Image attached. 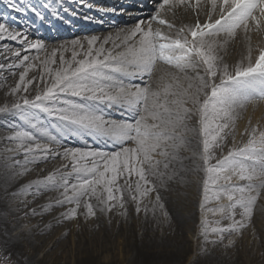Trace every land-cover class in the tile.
Wrapping results in <instances>:
<instances>
[{
	"label": "snow or ice",
	"instance_id": "1",
	"mask_svg": "<svg viewBox=\"0 0 264 264\" xmlns=\"http://www.w3.org/2000/svg\"><path fill=\"white\" fill-rule=\"evenodd\" d=\"M186 2L187 0H163L161 7ZM217 4L220 10L218 19L213 21L209 15L204 24L197 22L195 26L186 25L178 30L175 39L160 29H153L151 22L147 27L142 22L137 23L123 32L122 39L117 35L116 39L121 43L114 42L111 49L104 47L111 37H106L99 47H96L98 38L90 37L87 39L88 49L83 59H77L78 54L73 51L72 61L67 62L65 67L61 56V68L51 75L52 82L43 92H38L31 99L27 96L18 97L12 104L0 106V113H11L23 122L10 123V132L4 137L13 145L6 151L12 153L13 157L23 154V160L13 159L9 166L19 169L13 173L14 176L24 175L31 171L29 165L46 161L50 157L60 156L72 164L71 172L54 169L48 175L33 179L9 193L11 197L19 198L17 202L25 208L29 196L35 199L46 192L58 193L55 198L40 205L39 211L36 208L23 211L24 217H42L56 208L71 205L53 217L54 223L59 225L80 215L82 201L84 214L93 217L96 215L90 202L93 197L103 205L101 211H111L117 204L123 208V189L117 184V180L124 173H135L139 178L135 186L136 195L132 197L137 201L136 210L139 212V198L154 190L147 178L149 174H157L153 169L160 162L154 160V154L168 157L169 149L174 153L183 142L184 120L191 111L186 105L188 99H191L193 104L198 105L205 166L200 207L202 212L213 215L219 213L229 221L228 224L221 225L220 220L210 222L204 215L200 221L199 233L205 243L213 244L222 243L226 233L242 235L253 216L257 198L261 190H264V130L252 127L243 146L229 150L215 164L211 160L213 149L220 146L225 138V131L234 125L237 108L244 107L252 99H264V47L259 49L254 63L249 57L247 65L237 64L233 72L226 64L218 66L215 54L218 42L207 38L220 33L234 38L239 29H243L246 34L253 29L264 30V0H212L213 10ZM8 6L16 11H24L13 0H9ZM196 6H199V0H196ZM32 10L37 16H41L37 9ZM151 20L173 27L159 17V12ZM5 38L21 43L27 41L25 33L10 30L6 23L0 22V40ZM79 43L72 42L73 45ZM226 43L227 40L219 43V46L223 47ZM28 47L40 50L44 45L37 40ZM120 47H123L122 51L113 50ZM13 55L18 57L20 53L15 52ZM194 58L206 66L208 77L207 80L198 78L194 92L191 82L187 88H181L178 92L172 91V84H165L156 90L147 81L143 86L125 84V79L139 77L143 80L146 76L151 77L158 61L184 71L195 67ZM28 60L29 57L25 55L19 63L9 64L7 67H20ZM54 62L46 60L44 63ZM4 67L5 65L0 64V68ZM31 67L33 65L26 67L20 74L19 82L10 90L12 95H17L22 85L27 91L24 81ZM48 72L52 73V69L49 68ZM217 76L219 83L215 82ZM173 81L179 85V79L174 75ZM27 83L31 84L32 81ZM201 93L204 96L202 101ZM111 110L121 111L128 119L117 121L107 118ZM40 114L54 118L56 122L47 124ZM65 133L81 138L91 136L98 142H111L113 146L119 147L112 152L81 148H64L60 152L51 147L52 144H59ZM129 141L133 146H124ZM89 159L91 166L81 163ZM172 159H176L174 154ZM62 167L66 168L67 165ZM164 167L167 168L168 165L165 164ZM73 174L76 182L70 183L68 177ZM159 175L163 178L164 173ZM233 177L247 183L234 184ZM221 180L225 183L221 184ZM98 189H102L99 195ZM103 194H106V198ZM222 197L226 198L227 203L220 202ZM210 198L217 202L215 208H206ZM156 202L162 210L164 205L160 203L159 195L156 196ZM164 216L167 218V213ZM38 227L39 225L24 224L21 229L31 233ZM50 227L52 223L45 225V228ZM210 234L217 239H210ZM234 242L230 239L228 245Z\"/></svg>",
	"mask_w": 264,
	"mask_h": 264
},
{
	"label": "bare ground",
	"instance_id": "2",
	"mask_svg": "<svg viewBox=\"0 0 264 264\" xmlns=\"http://www.w3.org/2000/svg\"><path fill=\"white\" fill-rule=\"evenodd\" d=\"M49 1L52 2L53 8L57 9L56 2H61L62 0ZM65 1L74 2L75 0ZM86 1L93 3V1L96 0ZM103 1L106 0H100L99 2L103 3ZM2 2H5V0H0V4ZM37 2L39 1L32 0L34 8L39 10L40 6H38L39 3ZM162 2L163 0H160L159 2L154 0L152 4L149 5L150 7L144 5V7L142 6L143 8H138L141 5L136 2H131L132 5L136 6V12H125V14L128 16H123L119 19H115L114 17L110 16L108 17V20H106V23L96 28L92 27L90 29L88 27L89 29H85L86 25L80 24L76 31L66 33L62 35V38L60 39L58 38L61 36H56L54 37L55 39L53 38V40H43L41 38H36L37 36L44 35L45 33L49 35L46 32L47 30L44 28H39V30H34L33 32L31 31L32 35L34 36L33 42L39 40L42 42L44 47L40 50L29 49L28 47L25 54L24 49L15 46L16 44L21 43L20 41L12 42L7 38L0 40V64L5 65L4 68H0V106H3L4 104H12L17 100L18 97L27 96L29 99H31L38 92H43L44 88L47 85H50L52 82L51 75L54 74L56 70L61 68V56L65 61V64L63 65L65 67L67 66V62L72 61L73 51L78 54L77 59H83L88 49L87 39L90 37L95 36L98 38L96 47H99V44L103 42L106 37H111V39L108 40V43L104 45L105 49H111L113 48L114 42L116 44L121 43L120 40L116 39L117 35H120L122 39L123 32L133 28L137 23L142 22V25L147 27L149 22H151L153 29H157V27L150 20L153 15L157 14V12H160V10L163 8L161 7ZM1 8L2 7H0V22L6 23L10 30L21 31L28 35L29 30L27 29L28 23L26 19L32 18L30 13H27L26 17H21L20 15H14L8 10L3 9L4 6L2 9ZM165 8L169 9L171 13H175L174 15L177 14V10H180L181 17L178 14V17L180 18H173V20L176 19L175 21L178 28H182L186 25L195 26L197 22L204 24L208 21L209 15H211V19L214 21L215 19H218L220 15L218 4L215 10H213L212 0H199V6H196V0H187V2L184 4L170 3L166 5ZM135 14H137L140 19H137L138 17L135 18ZM170 15L174 16L173 14H169L168 17H170ZM161 19L170 22L166 17H161ZM72 33L73 35L76 33L81 35L70 36L69 34ZM189 39H191L190 35ZM207 39L218 42V45L215 49V54L218 57V66L222 67L226 64L229 67V70L234 72V68L237 64L242 63L247 65L249 62V57H251L252 63L255 62L256 57L259 55V49L264 47V30L257 31L253 29L246 34L243 29H239L237 30L234 38H229L224 33H220L216 36L208 37ZM225 40H227V43L224 44L223 47H220L219 43H222ZM73 41H79L80 43L73 45ZM81 45L83 47H81ZM54 50L55 55H53ZM121 50H123V47H120L118 51ZM15 52H19L20 56H14L13 53ZM25 55L29 57V60L26 61L22 66L13 68L7 67L9 64L19 63V61ZM46 60H54L55 62L45 64L44 62ZM29 65H33V67L29 68L25 76L24 83L27 84V91L24 90L22 85L17 95H12L10 91L11 88L16 86V84L19 82L20 74L24 72V69ZM200 67L207 75L206 66L201 63ZM49 68L52 69V73L48 72ZM161 68L164 69L161 70ZM168 71L173 74H168ZM185 71H188L187 74H183L184 71L180 70H177L175 73L173 69L167 68L165 64L157 62L151 77L146 76L143 80L139 77L125 79V84H139L143 86L145 81H147L153 90H156L165 84H172V91L178 92L181 90V88H187L189 82H191L193 84L192 91L194 92L195 85L199 82L198 78L195 77L198 71L194 67L187 68ZM200 74L203 73L200 72ZM173 75L179 79V85L173 81ZM28 81H32V83L28 84ZM216 81L219 82V76L215 78V82ZM68 98L79 100V98L74 97ZM203 98L204 96L201 93L200 100L202 101ZM186 106L190 108L191 111L194 110L196 115V124L193 126L191 123H188L186 120H184L185 132L183 133L188 134L189 138H184L180 147L174 153L173 150L169 149L170 155L168 157H161L158 155V157L154 159L160 162L156 168L153 169V171H156L157 174H149L147 177L151 181L150 186H154V190L149 192L147 196L139 198L140 211L138 212L136 210L137 201L132 198L133 195H136L135 186L139 178L135 173H132L131 175L124 173L117 180V184L123 189L122 203L124 207L121 208L119 204H117L111 209V211H101L100 209L103 207V205L99 203V200L96 197H93L91 198L90 202L94 207L96 215L93 217H87L84 214L85 209L83 208L82 201L81 208L79 209L80 215L74 219L83 221L84 225H81V230L85 229L87 230V234H92L95 227L98 226L97 228H100L103 225L105 226V224H108V222H113V220H119L120 222H123V224L128 225L132 223V214H137L141 220L142 228L146 232H151V235H156L158 232H164L165 230L169 229V226H172V224L177 225L180 222L187 224L193 219V207L195 206V201L187 200L186 198L185 200H179L175 198L173 194V192L180 189H186V186L190 184L189 181H191V178L195 176L200 178V185L196 186L194 184L195 192H199V190H201L202 178L205 175L203 159H201V155L198 154L200 149L199 146H202L199 112L197 110L198 105L193 104L191 99H188ZM115 111L121 115V119H128L126 114L122 113L121 111ZM110 114L112 115L114 112H110ZM40 115L47 124L56 122L54 118H49L45 114ZM248 115H250V119L249 122H246V117ZM13 121H15L17 124H23V122L20 121L18 117L11 113H0V241L2 242L3 240L5 242L8 241V243H14L19 247L21 246V248L22 246L29 247L30 244H32L34 245V250L42 251L44 249L46 250L47 248L46 251H48V248L55 244L53 238L56 236V234L65 231L71 225V223L63 222L62 225L54 227L55 223L53 221V217L57 216L60 212L64 211L65 208L70 207L71 205H66L62 209L56 208L50 214H46L42 217L39 215L35 217H24L22 215L23 211H28L30 208H36L37 211H39L40 205L48 202L51 198H55L58 193L55 191L46 192L41 197L35 199L29 196L27 198L28 204L26 208L23 204L17 202L19 198H13L9 195V193L16 191L22 185L27 184L33 179L44 177L54 169H58L59 166L57 165V161L60 160V165L68 164L71 161L65 160L60 156H58L59 158L55 157L57 159L50 157L46 161L29 165L28 167L31 169V171L25 173L24 175L14 176L13 173L19 171V169L9 166L12 164L13 159L23 160V154L15 155L13 157L12 153L6 151V149L13 147L12 144L4 139V137H6L10 132L8 125ZM254 126L259 130H264V104L260 103L259 101H252V104L244 111H237V119L235 120L234 125L225 131V138L221 142L220 146L213 149L211 163H213L214 156L218 154L221 148L231 142L233 138H237V136H235L236 134H241V131H243V134L248 136V132ZM43 142L47 143L48 141ZM93 145H98L102 148L105 147L104 149L101 148L99 150L107 152H111V149L107 150V147L115 148V150H118L119 147L113 146L111 142L105 143L102 140L98 142L96 138L91 136H85L81 138L79 136L69 135L68 133H65L61 137V142L59 144H52L51 147L55 149L57 148L56 150L63 152L64 148H81L84 150H89L91 149L89 146ZM124 146L131 147L133 145H130L129 142H127ZM82 147L89 148L87 149ZM173 154L176 156V159L174 160L172 159ZM81 163H87L89 166H91V159L88 161H82ZM165 164L168 165L167 168L164 167ZM145 167L147 168L148 166L145 165ZM159 173H164L163 178H161ZM68 180L70 183H75V174L69 176ZM101 193L102 189H98V195ZM157 195L160 196V203L164 205L162 210L157 205ZM103 196L106 198V194H103ZM183 210L186 212L184 213ZM189 210L192 212L191 214L187 213ZM164 213H167V218H165ZM252 219L254 220L253 222H255V224L258 223L259 225L257 229H253V225H251L249 231H247L248 233L246 232L245 234L247 243L246 246L252 248L251 251H253L249 256L245 258L241 257L239 259L236 251L227 250L229 240L226 239L223 240L221 244H214L210 250L206 249L207 244L206 246L203 245L202 249H200V253H203V262L205 264H257L260 260L264 259V248L262 249L260 247V244H262V242L264 243V200H261V204L258 205L253 211ZM49 223H52V227L45 228V225ZM24 224L39 225V227L34 228L31 233H28L21 229V226ZM14 229H18V231L14 233ZM49 243L50 247H48ZM155 243L160 244L161 240L158 238L154 244ZM57 244L58 247L61 245V243ZM202 244H204L203 241ZM132 260V264H150L155 261L152 260V258H146L138 254H134ZM87 262L88 264H94V261L92 260H88Z\"/></svg>",
	"mask_w": 264,
	"mask_h": 264
},
{
	"label": "rangeland",
	"instance_id": "3",
	"mask_svg": "<svg viewBox=\"0 0 264 264\" xmlns=\"http://www.w3.org/2000/svg\"><path fill=\"white\" fill-rule=\"evenodd\" d=\"M37 1H39L37 2L39 3L38 6H40L38 11L41 13V16H37L36 13L32 10L34 8L32 0H13V2L18 7L23 8L24 11H16L15 8L9 7L8 6L9 0H5V2H2L0 4V7L3 8L4 6L3 9L8 10L14 15H20L21 17L22 16L26 17V14L30 13V16L32 18L26 19L28 23L27 29L29 30L37 27L39 23L42 26L43 24L51 25L50 20L53 19V18L51 19V17L54 15L53 13H55V16H58L66 8H72V7L78 8L81 5L79 2L80 0H75L74 2L73 1L67 2L65 0H62L61 2L59 1L56 2L57 9H55L52 6V2H50L49 0L48 1L37 0ZM45 5H47V7H45ZM165 6L166 5H163V8L160 12L162 14L161 16L164 15L168 17L169 14H173V15L175 14V13H171V11L165 8ZM176 13L177 14L174 16L170 15L171 18L169 17L168 19L175 26L171 28L165 26V29L167 30L165 34L167 33L166 35L172 38L177 37L178 30L181 28V27L178 28L175 21L177 18L181 17L180 10H177ZM178 14L180 17H178ZM173 18L176 19L173 20ZM137 19H140V17H138ZM37 20H39L38 23H36ZM155 24L159 26L162 25L159 24V22H156ZM29 31H28V35H26L27 41L22 44L18 43L15 45L18 48L24 49L25 51L24 54L26 53V49H28V45L32 43L34 40L33 38L34 36L30 34ZM69 35L77 36L81 34L76 33L73 35L72 33ZM53 38L50 39L53 40ZM60 38H62V36L59 37L58 39ZM43 40L46 39L43 38ZM118 50L119 48L115 49L114 51H118ZM194 64H195L194 68L198 71L195 77L197 78L203 77L205 80H207L208 79L207 75L205 74L204 70L200 67L201 62L194 58ZM165 66L169 69H173L175 73L178 70L177 68L168 65L166 63ZM163 69L161 68V70ZM187 72L188 71L184 70L183 74H187ZM200 72H202L203 74H200ZM168 74H173V73L168 71ZM252 101H259L260 103L264 104V99L255 98L247 102L244 105V107L237 108V111L239 110L244 111L252 104ZM112 111L116 112L115 110ZM110 116L112 117L109 116L108 117L117 121L123 120L121 119V117H116L113 115ZM195 117L196 115L193 110L187 114L185 120L194 126L196 124ZM249 119H250V115L246 117L247 120L246 122H249ZM235 136H237L236 139L233 138L231 142H229L226 146L221 148L218 154L214 156L213 159L214 161L212 164H215L216 160L222 158L224 155H227L229 150L243 146V144H245L249 138L247 135L243 134V131H241V134H236ZM183 137L189 138V135L183 133ZM129 144L132 145V142L129 141ZM89 147L93 150L102 148L99 147L98 145L95 146L93 145ZM89 147H82V148L88 149ZM199 148L200 149L198 151V154L201 155V159H202L203 146H199ZM107 150H110L111 152L116 151L115 148L112 147L109 148L107 147ZM157 157L158 155L154 154V159H156ZM57 158L59 157L57 156ZM59 161H57V165L59 166L58 168L61 169V171H72L71 162L65 164L67 165V167L63 168L62 167L63 165H60ZM204 179H205V175L202 178L201 190H199V192H195L194 189V184L196 186L200 185L199 183L200 178H197V176L191 178V181H189L190 184L186 186L187 187L186 189L184 190L180 189L178 191L173 192L175 198L179 200L180 199L185 200L186 198L187 200L195 201L194 203L195 206L193 207L194 217L187 224L183 222H180L177 225L172 224V226H169V229L165 230L164 232H158V234L156 235H151V232H146L142 228L141 220L139 219L138 215L132 214L131 224L125 225L123 224V222H120L119 220H115V221L113 220V222H108V224H105V226L102 224L103 226L100 228H97L98 226L95 227V229H93L92 234L90 233L87 234V230L85 229L81 230L82 227L81 225H84L82 220L77 219L72 221H65L71 223L70 227H68L63 232H59L56 234V236L53 238L55 244L50 247V243H49L48 247L50 248H48V251H46L47 248L46 250L44 249L42 251L34 250V245L32 244H30L29 247L22 246L21 248V246L19 247L14 243H8V241L5 242L3 240L2 242L0 241V264H88L87 262L88 260L94 261V264H132L133 261L132 257H134V254L142 255L143 257L146 258L148 257V258H152V260H155L150 264H205L202 260L203 253H200V249H202L203 245L206 246L207 244L206 249L210 250L212 249L211 247L214 244L205 243L204 238L199 233L200 221L202 216L206 215L210 222L215 220H220L221 225H226L229 223V221L226 218H222L219 215V213L213 215L210 212H202L200 204L203 199ZM220 183L224 184L225 181L221 180ZM233 183L243 185L246 184L247 181H239L235 177H233ZM261 200H264V190H261L260 195L257 198V202L254 205L253 211L256 209L258 205L261 204ZM220 202L227 203L226 198L222 197ZM65 206L66 205H64L63 207ZM216 206H217V202L214 199L210 198L209 202L206 205V208H215ZM63 207L60 208L62 209ZM185 212L186 211H184V213ZM187 213L191 214L192 212L189 210ZM237 218L239 217L237 216ZM253 221L254 220L251 218L248 227L242 231V235L238 236L236 233L224 234V240L232 239L235 241L232 245L227 246V250L236 251V254L239 259L241 257L245 258L253 252L251 251L252 248L246 246L247 243L245 239L246 237L245 234L247 231H249L251 225H253V229L258 228L259 224L258 223L255 224V222ZM59 225L54 224V227ZM17 231L18 229L13 230L14 233H16ZM158 238L161 240V243L154 244V242H156V239ZM210 239H217V237L210 234ZM202 241L204 242V244H202ZM57 243H61V245L58 247ZM215 244H221V243H215ZM260 245H261L260 247L263 249L264 243L262 242V244ZM8 257H10V260L8 259ZM257 264H264V259L260 260Z\"/></svg>",
	"mask_w": 264,
	"mask_h": 264
}]
</instances>
